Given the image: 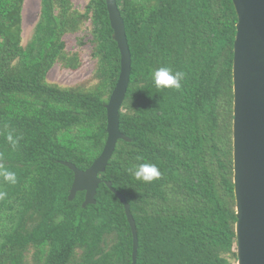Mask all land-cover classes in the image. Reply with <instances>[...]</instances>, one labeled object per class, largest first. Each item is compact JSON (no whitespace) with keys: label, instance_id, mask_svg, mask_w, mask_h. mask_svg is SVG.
<instances>
[{"label":"trees","instance_id":"obj_1","mask_svg":"<svg viewBox=\"0 0 264 264\" xmlns=\"http://www.w3.org/2000/svg\"><path fill=\"white\" fill-rule=\"evenodd\" d=\"M22 3L0 0V173L16 174L15 184L0 175V264H131V228L104 181L129 204L135 264H236L232 0H116L131 55L119 111L129 140L118 139L95 203L84 207V191L68 199L73 172L64 162L86 169L106 140L120 70L106 2L79 12L71 0H41L26 46ZM88 21L95 84L47 83L56 62L80 67L63 37ZM159 67L182 71L181 87L157 89ZM144 162L159 179H135L129 169Z\"/></svg>","mask_w":264,"mask_h":264},{"label":"water","instance_id":"obj_2","mask_svg":"<svg viewBox=\"0 0 264 264\" xmlns=\"http://www.w3.org/2000/svg\"><path fill=\"white\" fill-rule=\"evenodd\" d=\"M112 39L120 53V70L105 105L106 140L102 151L86 169L64 162L73 172L68 199L84 191L82 206L95 203L102 173L118 139L129 140L120 131L119 111L131 70V55L124 21L116 0H105ZM237 15L233 43L232 82L233 120L232 156L235 197L236 264H264V0H232ZM104 183L123 204L132 233V263H136L137 231L135 221L122 194Z\"/></svg>","mask_w":264,"mask_h":264},{"label":"rangeland","instance_id":"obj_3","mask_svg":"<svg viewBox=\"0 0 264 264\" xmlns=\"http://www.w3.org/2000/svg\"><path fill=\"white\" fill-rule=\"evenodd\" d=\"M89 0H71L72 8L83 12ZM41 0H23L22 3V34L21 43L26 46L33 34L35 24L40 13ZM90 22H86L83 28L75 33L66 34L63 37L65 50L79 54L81 65L77 69H66L59 62L48 70L45 81L61 87L82 85L92 86L96 80L93 78L96 61L91 57V44L89 39ZM82 42V43H81ZM84 42V43H83Z\"/></svg>","mask_w":264,"mask_h":264},{"label":"clouds","instance_id":"obj_4","mask_svg":"<svg viewBox=\"0 0 264 264\" xmlns=\"http://www.w3.org/2000/svg\"><path fill=\"white\" fill-rule=\"evenodd\" d=\"M151 77L157 89H179L181 87V81L184 78V73L182 71L174 72L169 67H159L151 73ZM7 140L13 146H15L17 142L11 133L8 134ZM129 171L134 175L135 179L145 183H150L153 180L159 179L161 176L158 167L150 162L135 165L130 168ZM0 175H2L4 181L11 184L16 183V174L14 172L3 171ZM5 195L6 193L0 192V198H3Z\"/></svg>","mask_w":264,"mask_h":264}]
</instances>
